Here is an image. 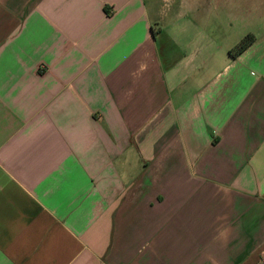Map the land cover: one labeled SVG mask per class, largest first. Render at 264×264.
<instances>
[{
	"label": "crops",
	"instance_id": "obj_1",
	"mask_svg": "<svg viewBox=\"0 0 264 264\" xmlns=\"http://www.w3.org/2000/svg\"><path fill=\"white\" fill-rule=\"evenodd\" d=\"M258 4L226 39L157 0H0V264H260Z\"/></svg>",
	"mask_w": 264,
	"mask_h": 264
},
{
	"label": "rangeland",
	"instance_id": "obj_2",
	"mask_svg": "<svg viewBox=\"0 0 264 264\" xmlns=\"http://www.w3.org/2000/svg\"><path fill=\"white\" fill-rule=\"evenodd\" d=\"M258 1L260 0H157V3L159 9L169 16L176 14L178 10L187 20L205 17L213 21L210 24L211 30L228 39L246 33L247 26L260 15Z\"/></svg>",
	"mask_w": 264,
	"mask_h": 264
},
{
	"label": "trees",
	"instance_id": "obj_3",
	"mask_svg": "<svg viewBox=\"0 0 264 264\" xmlns=\"http://www.w3.org/2000/svg\"><path fill=\"white\" fill-rule=\"evenodd\" d=\"M254 41V36L249 34L246 35L233 49L229 51L231 56H236L244 51L252 42Z\"/></svg>",
	"mask_w": 264,
	"mask_h": 264
},
{
	"label": "built area",
	"instance_id": "obj_4",
	"mask_svg": "<svg viewBox=\"0 0 264 264\" xmlns=\"http://www.w3.org/2000/svg\"><path fill=\"white\" fill-rule=\"evenodd\" d=\"M260 264H264V258L260 260Z\"/></svg>",
	"mask_w": 264,
	"mask_h": 264
}]
</instances>
